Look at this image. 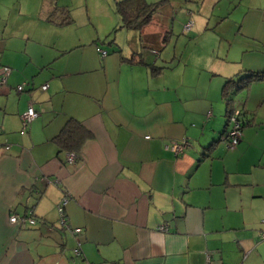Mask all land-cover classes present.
Segmentation results:
<instances>
[{
    "label": "crops",
    "instance_id": "obj_1",
    "mask_svg": "<svg viewBox=\"0 0 264 264\" xmlns=\"http://www.w3.org/2000/svg\"><path fill=\"white\" fill-rule=\"evenodd\" d=\"M182 8L186 19L177 15V22L191 21L183 33L195 40L200 28H214L208 14L218 10L223 49L167 75L172 59L160 52L151 59L131 47L102 57L90 45L79 54L83 44L72 45L70 35L47 37L52 46L37 57L29 37L19 46L0 35V65L11 68L0 84V264H264V149L249 154L242 131L255 123L247 100L253 87L264 94V80L244 89L246 123L233 151L218 140L225 79L241 69L264 71V0H185ZM226 17L227 28L220 25ZM153 21L126 28L160 51L169 29L161 17ZM153 65L161 69L152 73ZM29 104L39 114L23 127ZM70 117L92 133L73 162L53 140ZM184 137L190 145L182 153L165 147ZM63 196L64 225L57 211ZM28 211L34 224L9 221Z\"/></svg>",
    "mask_w": 264,
    "mask_h": 264
},
{
    "label": "rangeland",
    "instance_id": "obj_2",
    "mask_svg": "<svg viewBox=\"0 0 264 264\" xmlns=\"http://www.w3.org/2000/svg\"><path fill=\"white\" fill-rule=\"evenodd\" d=\"M55 1L59 5H66L70 9L73 18L72 22L65 25H55L51 27L42 16L44 10L41 9V7H43L42 5L45 3V0H0V35L3 34L5 37H8L9 40L15 42V44L19 41V46L22 44L23 38L29 37V44L38 49L36 53L37 57L43 55V50L51 48L52 44L46 42L47 37H53V40L55 41L56 38L68 37L70 35L73 36L71 42L72 45H75L74 43H76L78 39L83 44L78 49L79 51H77L79 54L90 52V45L93 46L94 50L95 47H100L101 49L108 51L109 54H111L114 49L118 50L115 51L117 55L119 53L127 54V48L131 47L137 49V51L141 50L143 54L145 53L147 55V58L153 59V56L156 54L154 49L150 48V46L145 47L141 45V42L138 39V32H135L134 29L122 27L120 25V16L115 8V0ZM184 3L185 0H171V2L167 4V0H163L160 11L155 14L153 19L154 21H157V19L161 17V21L166 23L169 29L168 31L165 30V27L163 28L164 32L162 36H165L167 40H165V43L163 42V44L158 45L161 46L159 47L160 51L158 50L161 59L164 57L167 60L172 59L171 64L173 66L170 67L169 70L164 69L165 75L170 74L171 71L180 69L184 66V63L187 69L196 68L202 61H209L211 55H214V58L218 56V51L223 49L221 48L218 50L217 46V35L219 36V31L221 29H219V27L217 28L216 25L214 26V18L219 11H213V14L215 15H211L212 12L211 14H208L211 19L209 27L214 28L205 31L200 28L199 32L201 35L199 33L198 37H200L198 40H195L193 37H191L193 39L188 37L189 35L192 36V34L185 35L187 33H183V25L185 22L183 21L182 26L177 22L181 21L179 18H176L177 15L183 18V14L177 13L179 8L180 11L183 10L187 13L186 10L182 8ZM167 10L172 12L168 13ZM222 11H224V8ZM193 16L196 17V15ZM183 19L185 20L186 18ZM187 21L188 20H186V22ZM220 22H222L220 24L222 27L227 28V26H230L231 24V19H227L226 17L223 20H220ZM153 25L156 26V24ZM225 31L228 35L231 34L230 31ZM215 36L216 40H214ZM66 41H69V39L67 38ZM74 50L75 49H73V51ZM214 58L210 61H214ZM260 88L261 87H253L247 100L249 103V109L254 113L255 123L252 126L247 125L242 129V131L245 132L247 139L252 143L246 148L249 154H251L252 151L256 152L264 149V94L261 93ZM245 92L246 91L243 90L235 96V108H241L242 95ZM222 106L224 105L221 100L219 107L222 108ZM224 145L229 152H232V149L236 147V145L233 147H227L226 141L224 142ZM236 158L237 156L234 155L231 157V165H236ZM214 164H216V161ZM217 168L221 169L220 166ZM238 174V172L233 173V175ZM247 175L251 176L252 172L249 171Z\"/></svg>",
    "mask_w": 264,
    "mask_h": 264
},
{
    "label": "trees",
    "instance_id": "obj_3",
    "mask_svg": "<svg viewBox=\"0 0 264 264\" xmlns=\"http://www.w3.org/2000/svg\"><path fill=\"white\" fill-rule=\"evenodd\" d=\"M162 3L163 0L153 2H148L146 0H115V8L121 16L122 26L141 29L154 19L155 14L160 11ZM44 7L45 9L42 16L48 21L55 24H67L73 20L70 9L66 5H59L55 0H45ZM183 31H185L184 27ZM97 48L98 47H96V49ZM154 52L157 54L158 49L154 48ZM151 68L152 73L161 69V67L157 65H153ZM254 80H264V71L241 69L236 73L235 77H228L223 82L221 96L225 102L226 125L220 133L218 140L224 141L227 137L229 115L237 109L234 107V96L239 91L247 89ZM238 118L240 119V129H242L246 122L242 120L240 110ZM91 136L92 133L90 130L79 120L70 117L66 120L60 131L54 136L53 140L58 145L61 152L72 150L77 154L83 142Z\"/></svg>",
    "mask_w": 264,
    "mask_h": 264
},
{
    "label": "built area",
    "instance_id": "obj_4",
    "mask_svg": "<svg viewBox=\"0 0 264 264\" xmlns=\"http://www.w3.org/2000/svg\"><path fill=\"white\" fill-rule=\"evenodd\" d=\"M191 21H187L184 24V30L188 31L191 27ZM101 56H104L106 54V51L101 49L100 47L97 48ZM11 68L7 65H0V84L6 83L8 76L10 74ZM23 83L16 85V91H21L23 89ZM48 87L47 83H43L41 85L42 89H46ZM39 114V111H37L32 104H29L27 109L20 115L21 117V123L23 127H26L35 117H37ZM239 110H234L233 113L229 115V127L227 132V137L224 139V142L226 141L227 147H233L235 146L241 135V129H240V119L238 118ZM148 137V136H146ZM190 145V140L187 137H184L179 140H171L168 143L165 144V147L173 151L175 154L182 153L188 146ZM5 148H9V145L6 144ZM76 152L75 151H66L64 154V159L67 162H73L76 158ZM67 197L63 196L59 203L57 204V211L59 214L60 222L62 225L65 224V214H64V205L67 202ZM10 222H17L20 226L24 227L27 225H32L35 223V218L32 215L30 211L23 213V214H12L9 217ZM70 230L73 233H78L80 228H70ZM261 237H264V232L260 233ZM81 253L79 245L74 248V254L79 255ZM209 261V256L208 260ZM208 264V263H206Z\"/></svg>",
    "mask_w": 264,
    "mask_h": 264
}]
</instances>
